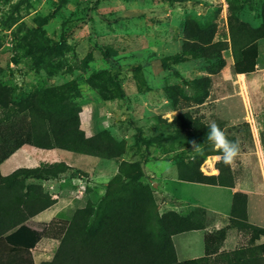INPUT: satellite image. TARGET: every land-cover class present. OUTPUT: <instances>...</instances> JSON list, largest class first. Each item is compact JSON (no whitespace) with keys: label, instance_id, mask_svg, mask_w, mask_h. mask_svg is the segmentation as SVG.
<instances>
[{"label":"rangeland","instance_id":"1","mask_svg":"<svg viewBox=\"0 0 264 264\" xmlns=\"http://www.w3.org/2000/svg\"><path fill=\"white\" fill-rule=\"evenodd\" d=\"M231 3L240 21L260 26L264 0H0V81L12 89L13 100L46 92L60 99L61 106L79 107L80 129L86 137L106 130L127 147L121 158L112 161L59 154V162L73 165L71 173L81 180L67 199L69 207L57 214L60 218L70 219L88 200L97 203L103 198L121 162H138L158 215L175 211L186 216L202 208L205 232L227 224L222 207L228 192L177 180L175 155L186 159L192 152L171 145V131L157 117L169 123L177 115L164 89L177 85L190 93L187 82L206 75L200 60H171L180 53L184 22L212 21L214 40L229 47ZM257 44V70L243 78L234 74L230 48L223 52L225 67L211 77L208 98L193 110L208 125L221 123L223 131L239 142L241 155L231 167L233 189L264 194V36ZM137 139L151 144L144 146ZM51 157L56 155L46 156ZM217 157L205 160L201 167L205 175L218 173ZM90 178L93 186L87 185ZM52 211L36 221H48ZM237 235L239 246L245 247L249 235ZM176 237L181 256L191 242L199 246L201 236L190 232ZM39 244L53 252L58 246L50 240Z\"/></svg>","mask_w":264,"mask_h":264},{"label":"trees","instance_id":"2","mask_svg":"<svg viewBox=\"0 0 264 264\" xmlns=\"http://www.w3.org/2000/svg\"><path fill=\"white\" fill-rule=\"evenodd\" d=\"M228 13L229 47L225 42L214 40L216 26L212 21L200 23L188 19L184 22L180 53L171 60L178 63L200 60L205 64L206 75L187 82L190 93L177 85L164 89L177 115L169 123L159 117L157 120L171 131L168 136L171 145L192 152L186 159L181 153L174 157L179 182L233 189L234 173L222 160L215 164L216 175H205L201 171L208 157L220 153L208 139L209 125L193 110L208 98L211 77L225 67L222 54L228 48L234 60L235 75H250L257 70V42L264 36V7L257 28L240 21L232 3L228 5ZM59 104L60 99L41 91L15 102L12 89L0 81V110L4 113L0 117V164L22 146L44 151L62 150L106 161L125 154V142L116 140L106 130L86 137L80 129L79 107ZM218 125L223 130V125ZM227 138L237 142L228 135ZM193 141L200 144L199 151L192 149ZM137 142L147 147L151 144L140 139ZM69 170L65 164H58L51 168H21L8 176L0 173V264H34L32 250L43 239L58 242V247L53 258L41 264H264V243L255 245L264 238V228L249 223L247 195L241 192L232 195L227 224L205 232L203 256L179 262L173 237L204 231L206 210L195 208L186 216L175 211L158 215L152 191L142 181L143 172L138 162H121L103 198L97 203L88 200L69 220L31 221L56 201L40 184L26 181L59 179ZM231 230L249 235L246 246L223 251ZM254 257L256 260H252Z\"/></svg>","mask_w":264,"mask_h":264},{"label":"crops","instance_id":"3","mask_svg":"<svg viewBox=\"0 0 264 264\" xmlns=\"http://www.w3.org/2000/svg\"><path fill=\"white\" fill-rule=\"evenodd\" d=\"M38 150L39 149L32 148L29 146H22L19 150H17L14 154H12L8 159H6L4 162H2L0 164L1 175L2 176H8L11 173H13L15 170L21 169V168H27V169L51 168V167L61 163V162H59V159H60L59 154L65 153V151H62V150H53V151L51 150L52 152H50V153H47L44 150H40L43 152H40ZM47 154H54V155H56V157H51V158L47 159L46 158ZM18 159H20V161ZM63 164L68 166L70 168V170L67 171V173L62 174L59 179L48 180V181H32V180L26 181L28 183L34 182V183L40 184L42 186V188L44 189V191L46 193H48V195L51 197V199L56 201L53 206H51L50 208H48V209L40 212L36 216H34L31 219V221L36 222V223H48L50 220H52L54 218L69 220L68 218H60L57 214L61 213L62 208L69 207V205L71 204V201L67 200V199L71 197L72 192L77 190L76 186L78 183H76V182H79L80 179L71 173L73 171V168H74L73 165L68 164V163H63ZM89 182L87 184L88 186L94 185V183H93L94 179L90 178ZM211 187H213V186H211ZM90 188H93V187H90ZM218 188H220V187H218ZM223 189L225 191H227L228 194H227V197L225 200L226 204H224L225 206L223 205L222 209H223V212L227 216H229L231 201H232V195L237 190L236 189H230V188H223ZM242 192L247 195V199H248L247 200V216H248L249 223L252 225L258 226L260 228H264V224H263L264 219L262 218V217H264V194H262L261 192H258V193H251V192H247V191H242ZM255 194H257V195H255ZM254 204L256 205V207L253 206ZM255 208H256V212L254 210ZM51 210H53V211L48 214V217H47L48 221H46V222L36 221V219L41 214L48 212V211H51ZM215 210H218V209L216 208ZM198 232L200 233V236H201L199 239V246L196 245L197 242H195V241L191 242L190 244H188L187 246L182 248L181 256L177 253V246L175 245V242H174V238L176 236L173 237V244H174L177 259L179 262L197 259V258H201L203 256V253H204L203 237H204L205 231H194L193 233H198ZM183 234H185V233H183ZM239 237L236 234V232L234 234H232L231 231H229L227 238L223 244L222 250L223 251L235 250L239 246V244H238ZM230 239H233V241H229ZM43 240H48V239H43ZM182 240H183V242L185 241L183 238L180 241H182ZM50 241H53V240H50ZM54 242H56V241H54ZM39 243L32 250V257H33L34 264H41L43 262L50 261L53 258V255L56 251L55 250L53 252L52 249L47 250L48 249L47 247L46 248H40ZM200 243H201V246H200ZM263 243H264V238H260L255 243V245H260ZM252 260H256V258L254 257V258H252ZM263 262H264V256H263Z\"/></svg>","mask_w":264,"mask_h":264},{"label":"clouds","instance_id":"4","mask_svg":"<svg viewBox=\"0 0 264 264\" xmlns=\"http://www.w3.org/2000/svg\"><path fill=\"white\" fill-rule=\"evenodd\" d=\"M208 139L212 141L214 148L220 153L217 159L222 160L226 166H235L237 158L241 155L239 142L230 141L215 121L209 123ZM192 149L199 151L200 144L193 141Z\"/></svg>","mask_w":264,"mask_h":264},{"label":"bare ground","instance_id":"5","mask_svg":"<svg viewBox=\"0 0 264 264\" xmlns=\"http://www.w3.org/2000/svg\"><path fill=\"white\" fill-rule=\"evenodd\" d=\"M239 78H243V75H238Z\"/></svg>","mask_w":264,"mask_h":264}]
</instances>
